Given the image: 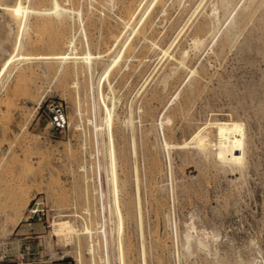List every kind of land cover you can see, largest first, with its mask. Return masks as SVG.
I'll return each instance as SVG.
<instances>
[{"label": "rangeland", "instance_id": "1", "mask_svg": "<svg viewBox=\"0 0 264 264\" xmlns=\"http://www.w3.org/2000/svg\"><path fill=\"white\" fill-rule=\"evenodd\" d=\"M61 1L82 17L0 9V251L29 242L44 264H79L80 253L93 264L86 234L66 240L54 223L101 217L97 264H264V0ZM130 11L139 32L124 26ZM70 37L78 48L61 63ZM183 48L181 66L170 53ZM51 102L66 106L63 132L49 124ZM215 118L244 123L238 164L180 145L198 126L215 137Z\"/></svg>", "mask_w": 264, "mask_h": 264}, {"label": "bare ground", "instance_id": "2", "mask_svg": "<svg viewBox=\"0 0 264 264\" xmlns=\"http://www.w3.org/2000/svg\"><path fill=\"white\" fill-rule=\"evenodd\" d=\"M22 1L23 0H17V1L15 0L16 3L14 2V4H4V3H2L0 1V9L1 10H4V9L13 10V11L17 12V14H19V13L21 14V13H25V12H33V13L39 14L40 16H42V15L49 16V15L55 13V14H59V15H61V14L69 15L70 17H76V16L82 17V11L80 9L76 10L74 7H68V6L66 7L63 4L64 2L61 1V0H52V6L51 7L32 8V9H31V7H30V9H28L27 7H25L23 5ZM66 1L68 2V0H66ZM255 1L256 0H249L250 5H252ZM167 2H168V0H164L163 3H162V5L163 6H166L167 5ZM220 2H221V7H224V8L227 9L231 5L232 0H220ZM200 4H202V3H200ZM217 12H218V7L216 6V3L215 4H212L211 11L209 12L210 13L209 18L216 17V19H217L218 18L217 17V15H218ZM241 14L244 15L245 13H241ZM244 16L242 18H244ZM206 20H205L204 23H201L200 25L198 24L199 25V29L200 28H203V26L206 23ZM123 23H124V26H126V27L128 26L133 31L139 32L138 23H136V13L134 11H130L124 17V22ZM8 24H10V23H8ZM152 24L150 23L149 25H147L148 30L152 29ZM202 30H204V29H202ZM196 31H199V30H196ZM205 31H206V29H205ZM199 33H201V30H200ZM199 33L195 32V34L193 35V39H192V45L196 49L199 48L200 46H202L203 45L202 42L204 41V39L202 38V36ZM206 33H204V34L206 35ZM202 35H203V33H202ZM142 36L144 37V39H147V37H145L144 34H142ZM65 42H66V45H67V50L63 53V56H61V63H65V61L63 59H64V55L68 51L73 52L76 48H78V46H77L78 45L77 38L70 37ZM148 45L150 47H155V48L156 47H158V48L160 47L159 46V42L158 41H155L153 39L150 40V42H149ZM171 46H172V44L169 47H163V48H161L162 52H164L166 55L169 54V51H170ZM1 50H3V49H1ZM54 53H55V51H54ZM59 53H57V54H59ZM57 54H55V55H57ZM188 55H189V50L187 48H183L178 53H170L171 59L174 60V63H176L177 65H181V66L182 65H185V60L188 57ZM168 58H169V56H168ZM75 62L77 63V60H75ZM187 65H188V63H187ZM178 67H180V66H178ZM171 73H172V71L167 72V74L166 73L165 74L168 77V76H170ZM166 80L164 79L163 82H165ZM77 84H78V82H74V85H77ZM41 101H42V99L39 100L35 104V107L33 109L34 112L32 111L33 112V115L38 110V108L40 107ZM108 111H109V108L107 107V112ZM79 112L81 114V111L80 110H79ZM31 117H33V116H31ZM106 120H107V122H110V119L108 118V115L106 116ZM89 121H91V119H89ZM132 121L133 120L130 119V122L133 124ZM212 121H209V124ZM212 124L215 127V137H213V135H211L210 133H208L207 131H205V127L204 126H198L194 130V132L192 134L191 140H188V141L186 140L183 143H181L180 145L186 146V145H189V144H192L193 143V144H195V146L197 145L199 147L213 146L212 148L216 147V155H217V157L221 161H223V162H231L232 161V162L238 164V162H240L242 160L243 154H244V142H245V127H244L245 125H244V123H242L241 121H239L237 119L215 118L214 119V123H212ZM96 127H97V125H96ZM214 138H215V140H213ZM165 144L167 146H170V145H172V146L179 145L178 143H171V142H168V141H166ZM113 154L114 153H112V151H111V169H112L113 180L116 181V175H115L116 173H115V170H116L117 161H116V158L114 157ZM136 180H137V183L139 184V177H138V175L136 176ZM88 191H89V189H88ZM103 207H105V206H103ZM89 208H86V210L88 211ZM138 209H139V212H140V215H141V212L143 210H141L140 197H139ZM103 213H104L103 214L104 217H106V215H105V208H104V212ZM66 216H69V215L67 214ZM100 223H101V217L97 218L96 220L94 219V221H90V223L87 222V224H85L84 227L81 229V228H78L70 219H67V218L64 217L63 219H60L59 221H57V222L54 223V226H55V230H54L55 233L54 234L56 236L63 237L66 240H71L75 236H80L81 234H86L87 244H88L87 250L91 254V257L93 259V264H97V258L100 259V262L103 261V260H105V256H103L101 254V252L99 251V247L98 246L97 247L95 246L98 243V238L97 237H98V235H99L100 232H102L104 235L107 236L106 229H102L100 231L97 229L96 226H99ZM120 229H121V225H119V230ZM185 237H186L188 243H190V239L192 237L191 233L187 232L186 235H185ZM198 241L200 242V244L202 243L201 240L198 239ZM67 244H69V243H67ZM146 249H145V246L143 245L142 252H143L144 262L146 261V254H147L146 253L147 252ZM77 260H78V263L79 264H82L83 263V257H82V254L81 253L78 255Z\"/></svg>", "mask_w": 264, "mask_h": 264}, {"label": "built area", "instance_id": "3", "mask_svg": "<svg viewBox=\"0 0 264 264\" xmlns=\"http://www.w3.org/2000/svg\"><path fill=\"white\" fill-rule=\"evenodd\" d=\"M48 118L51 127L63 132L69 127L70 120L66 106L63 102H51L47 105ZM43 254L40 250H35L34 246L29 242L21 244L19 250L0 251V264H44Z\"/></svg>", "mask_w": 264, "mask_h": 264}, {"label": "crops", "instance_id": "4", "mask_svg": "<svg viewBox=\"0 0 264 264\" xmlns=\"http://www.w3.org/2000/svg\"><path fill=\"white\" fill-rule=\"evenodd\" d=\"M55 264H63V263L59 262V263H55Z\"/></svg>", "mask_w": 264, "mask_h": 264}]
</instances>
